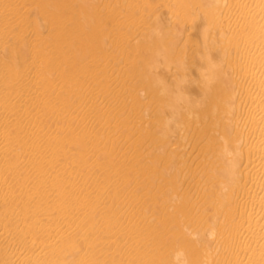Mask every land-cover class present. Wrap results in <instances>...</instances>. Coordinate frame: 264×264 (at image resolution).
<instances>
[{
	"label": "bare ground",
	"instance_id": "bare-ground-1",
	"mask_svg": "<svg viewBox=\"0 0 264 264\" xmlns=\"http://www.w3.org/2000/svg\"><path fill=\"white\" fill-rule=\"evenodd\" d=\"M0 264H264V0H0Z\"/></svg>",
	"mask_w": 264,
	"mask_h": 264
}]
</instances>
